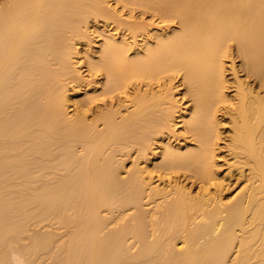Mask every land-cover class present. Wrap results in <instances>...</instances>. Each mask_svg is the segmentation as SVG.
I'll list each match as a JSON object with an SVG mask.
<instances>
[{
  "label": "bare ground",
  "instance_id": "1",
  "mask_svg": "<svg viewBox=\"0 0 264 264\" xmlns=\"http://www.w3.org/2000/svg\"><path fill=\"white\" fill-rule=\"evenodd\" d=\"M116 1L175 27L151 40L149 24L121 20L106 0H0V264L12 255L18 264H43L44 256L51 264H264V0ZM92 19L117 23L134 42L102 34L87 70L103 82L70 117L65 83L81 81L74 43ZM230 57L235 104L223 110L234 130L225 149L246 186L225 201L214 148L217 112L230 101ZM179 73L193 101L184 129L194 144L160 142L161 161L142 167L178 104L168 90L138 88L124 112L118 97L134 82L148 88ZM133 151L124 174L122 159ZM180 171L204 188L193 194L175 177ZM154 172L163 180L155 186ZM212 182L219 191L210 194ZM143 195L163 200L146 213L138 210ZM45 222L63 234L30 233Z\"/></svg>",
  "mask_w": 264,
  "mask_h": 264
},
{
  "label": "rangeland",
  "instance_id": "2",
  "mask_svg": "<svg viewBox=\"0 0 264 264\" xmlns=\"http://www.w3.org/2000/svg\"><path fill=\"white\" fill-rule=\"evenodd\" d=\"M107 2H108L109 5H106V7L110 8V9L113 8L114 12L116 10V12H117L116 15L117 16L119 15L118 17L119 18L121 17L120 18L121 20H124V21L127 20L129 22H135V21L136 22H143V23H147V25L149 24L148 28H146L147 31H145V33H144L145 36L148 37V39H149V37H150V39L152 37L154 39V34L156 32H157V34H159L160 32L161 33L168 32L167 31L168 28L170 30V28H172V27L174 28L175 27V25H173L172 23H170V24L169 23L168 24L167 23L162 24L161 22H159L160 20H156L157 19L156 17L155 18H151L152 17L151 15H148V14L143 15L140 11H136V12L130 14L128 12V10L123 8L122 4L118 3L116 0H106V4H107ZM108 22H109V24H108ZM108 22H106L105 20H101V19H99L98 21L97 20L93 21V19H92V21L88 20L89 25H88V23L86 25H88L87 27L90 26V28L85 29V31H84V29H82L81 35H82V32L84 34L80 38H77L75 40V42H76V43H74L75 47H76L75 49H77L78 52L76 51V54L74 55L73 60H72L73 68L74 67L76 68L75 69V73L78 72V78L80 76V80L81 81L78 80L79 83L82 82L83 84L87 83L89 85L87 87L79 86L81 84H79L78 82L66 81L65 84L68 83L67 84V86H68L67 87L68 94L72 97V99L70 101V104H68V111L69 112L67 111V113H68V115H70V117H72L74 115V113L76 112V110H78L76 108H78L77 106L80 104V101L83 98H85V96H87L85 94H87V92H89V91L90 92H89L88 95L93 94L92 92L98 90L99 87L101 86L102 82H103L104 77H101V76H97V77H92L91 76L90 77L89 76V72L87 70V68H88L87 64H88V61H89L88 57L93 56V59H97V57H98L99 47H101V45H102V43L104 41L103 39L105 38V36H103L102 34L105 35L108 32L110 34H115L116 38L118 40H121L123 35H124L125 39H127V40L130 39V41H128V42H134V39L132 38V36L129 33V31H126V29H121V28L117 29V23H114V22L112 23V21H108ZM85 28H86V26H85ZM143 38L144 37L142 36V37H139V38L135 39V43L136 44L133 47L134 49L130 51V55L131 56H134L135 55L134 53L136 51L140 50V49H137V48L138 47L140 48V45L142 44L141 41L143 40ZM153 39H151V40H153ZM233 52L234 51H233V48H232V56L234 54ZM226 59H227L226 61L224 59V61H225L224 63L226 64V65H224V66H226L225 67L226 69H225L224 77L226 75L225 79L226 80L228 79L227 80L228 82L226 83L225 92H226V95H230V97L228 96L230 101H229V103H226L227 105L226 104L221 105V109L222 110L218 111L217 115H216L217 119L219 121L218 132H219V138L220 139L219 138L217 139V141H218L216 143L217 146H216V148H214V149H216V151H215L216 153H215V157H214V163H215L216 171H217V174H218V176H217L218 181L217 182L218 183L220 182L222 184L221 181H223V184H222L223 186L222 187L225 186L224 187L225 190L223 191V189H222L220 196H222L225 201H228V200L232 201L233 200L232 198H234L235 196L237 197V193L239 194L244 189L243 187L246 186L245 185L246 183H244L245 182V178L244 179H240V176H238V172L235 170L236 166L234 165V162H232L234 156H230V153L227 152V150H226L227 149L226 146L229 144V140L228 139L232 135L231 134L232 130H234V124L231 121L232 120V117H231L232 115L228 114L229 112H226L224 110L227 109L228 111H231V109L233 108L232 106L235 104V101H233L234 99L231 101L233 96H235V94H234L235 93V87H234V85L232 83L234 81V79H233L234 75H233L232 71L230 70L231 69V57L230 58H226ZM234 62L236 63L235 64L236 66L237 65L240 66V64L242 63L241 59L236 58V57L234 59ZM239 69H240V67H239ZM74 75L75 74H73V76ZM238 76H240L241 79L242 78L245 79V75H244V73L241 70H240V73H239ZM98 77L103 78V79H100ZM232 79H233V81H232ZM171 80H172L171 83H168V82H170L169 80H167V82H166V80H163V81L161 80L159 82H155L154 81V83L152 82V85L149 84L151 87H148V88L146 86H143V83L134 82L135 85L137 84V88L135 86H133L132 85L133 83H132L131 84L132 87L130 85L128 87L129 92L124 93V94L122 93L118 97V98H120L121 101H123V104H125L126 107H129V108H125V106L123 105L124 106L123 111L124 110L127 111V110L132 109L133 103H131V101H130L131 97L129 99V94L131 93V95H133V94L136 95V93H139L138 91H140V90L144 91L143 89H145V90L148 89V91H152V92L153 91H158V92H155V93H159V92H161V90H162V92L168 90L167 94H169V92H171L170 93L171 94L170 97L173 98V101L175 100V102L178 104V109H177V111L175 109L176 113H174V115H173L174 117L172 116L171 119H170V123L168 122V124H167L169 126H167V128H165L164 131H162L164 133V135H163V133L162 134L161 133L158 134L156 136V140L157 141L155 140V141H153L154 143L153 142L150 143V147L148 149V151H149L148 155H149L150 160L148 161V159H149L148 157L146 158L147 161H146V159H143V158H141V160L139 159L140 164H141L142 167H145L147 164H149L150 167H153L154 163H156L158 161H161L160 160L161 159L160 153L162 151L161 148H163V146H165L167 142L168 143L171 142V144L172 145L174 144L175 146H179L180 145V147H183L184 149H185L184 146H188V145L190 146L191 144L192 145L194 144L193 143L194 142L193 138H192V141H191V138H188L189 137L188 135H190V134L188 133V135H187L185 133L186 131L184 129V127H185L184 121L188 117H190V112H191V108L193 106V101H192V99H190L191 98L190 95L186 93L187 87H185V84L183 83V80H184L183 73L177 74L175 76V78H172ZM245 80H247V79H245ZM95 81H97V83H94ZM98 81H100V82H98ZM229 81L231 82L232 85L230 84ZM134 88L137 89V91L135 90L136 92L133 90ZM138 88L140 90H138ZM150 88L152 90H150ZM162 92H161V94H162ZM96 104H99V103H96ZM100 104H105V102H100ZM164 107H165V104H164ZM166 107H169V105H166ZM223 107H224V110H223ZM230 123H232V124H230ZM227 135H228L229 138L227 137ZM160 142L162 144L164 142L165 145L162 146ZM134 153L135 152L133 151L132 152L133 155L130 154L129 156H127V158H123L122 159L123 161H122V165L121 166H123V167H122L121 171L122 172L124 171V174H125V171H127L130 167H132L133 162L136 161L135 160L136 159V153L135 154ZM232 167H233V170H231ZM244 169L247 171L248 167H245ZM248 173H249V171H248ZM248 173H247V175H248ZM124 174H123V176H125ZM234 174H235V176H234ZM245 174H246V172H245ZM153 176H154V178H153ZM176 176L178 178V181L182 182L180 184L187 185L188 188L192 191L193 194L194 193L196 194V192L199 191L200 189L202 190V187L204 188V183L200 179L194 178V177H193V179H192V177L190 178V173H188L186 171H180V174H178V175L175 174V177ZM151 177L153 179L152 182H153L154 186L156 184H158V182L161 183V181H163V180L159 181L160 178H158L159 176L155 172H154V174L151 175ZM175 177L173 176V180H176ZM185 177H187V178H185ZM169 178H171V179L168 180L167 177H166V178H164V180L172 181V175ZM243 180H244V182H243ZM217 182H215V183L212 182L211 184L206 185L205 189L208 188V190H206V191H208V193H210V194H213V192L215 193V191L217 193V190H218V189H216V188H218V187H216V185H217L216 183ZM146 196L147 195H145V197H144V195L142 196V199H143L141 201L142 205L140 204V208L138 210L141 209L142 211H145L147 213L148 211H151L158 204L160 199L158 198V201H157V199H154L155 201H157V202H155L154 200H152V199H150L149 197H146ZM162 200H160V201L162 202ZM161 202H159V203H161ZM133 211L135 212V210H129V211L127 210L126 213L129 216V215H131L133 213ZM47 224H48V222H45V223L40 224L38 226H36V224H32V227L34 226L32 228L33 230L31 229V224H30V226H29L30 233L32 231H33V233L36 232L37 229L40 230V231H43V232L45 230L49 231V229L51 227H54V226L49 227V225H51L52 223L51 224L49 223L48 226H47ZM45 226H47L49 228H46ZM52 229H53L54 232L52 231ZM51 232L54 233V234H57L59 232V234H57L59 236H60V234H63L62 233L63 230H59L57 232V231L54 230V228H51ZM61 236H63V235H61ZM180 241H179V243L182 244V242H180ZM132 242H133V240H130L129 244H132ZM48 257L44 256L43 258H40V262H42V263L44 262L43 264H51L52 263V258L51 257L48 258ZM232 258H234V257H232ZM41 259H43V260L41 261ZM12 261H13L12 264L13 263L18 264V262H19L18 258L16 256L14 257V255H12ZM19 264H21V263H19Z\"/></svg>",
  "mask_w": 264,
  "mask_h": 264
}]
</instances>
